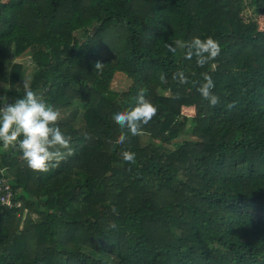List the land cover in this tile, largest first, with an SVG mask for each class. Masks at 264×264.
I'll use <instances>...</instances> for the list:
<instances>
[{"label": "trees", "instance_id": "1", "mask_svg": "<svg viewBox=\"0 0 264 264\" xmlns=\"http://www.w3.org/2000/svg\"><path fill=\"white\" fill-rule=\"evenodd\" d=\"M250 6L0 0V102L22 94L29 56V86L72 149L45 171L0 153L23 203L0 206V264H264V29ZM207 36L221 51L198 66L181 45ZM118 74L127 89L112 88ZM205 75L215 105L197 91ZM140 93L156 113L132 134L111 113Z\"/></svg>", "mask_w": 264, "mask_h": 264}, {"label": "clouds", "instance_id": "2", "mask_svg": "<svg viewBox=\"0 0 264 264\" xmlns=\"http://www.w3.org/2000/svg\"><path fill=\"white\" fill-rule=\"evenodd\" d=\"M181 46L187 48V59L196 57L198 66L214 60L221 51L219 43L211 36L203 39L193 37L190 43ZM169 48L172 52L176 51L171 45ZM101 66L99 62L94 65L96 69ZM176 75L181 82L185 81L182 72ZM213 87L212 79L205 75L204 82L197 88L210 105L218 102V97L211 92ZM22 89V94L12 102H0V151L17 149L28 168L45 171L63 160L66 154L71 153V137L56 123L60 118L58 108L47 103L41 95L32 90L26 79ZM155 113L156 107L140 93L136 97L134 106L116 110L111 113V117L121 127H126L129 132L136 134L139 124L147 123ZM124 139L123 134L117 138L118 142ZM123 158L131 161L134 154L125 152ZM112 227L115 225L113 224Z\"/></svg>", "mask_w": 264, "mask_h": 264}, {"label": "rangeland", "instance_id": "3", "mask_svg": "<svg viewBox=\"0 0 264 264\" xmlns=\"http://www.w3.org/2000/svg\"><path fill=\"white\" fill-rule=\"evenodd\" d=\"M247 2H250V0H247ZM256 7L254 6H250L248 12H245L247 15V20L246 21H256L258 22V25L260 27V29H264V0H256ZM111 57H113V55L109 54ZM21 61L25 62L27 64V73L24 76L27 81L28 84L31 81L30 79H32L33 77V73H34V63L31 61V58L29 56H24L22 57ZM130 80L127 79V77L123 74H118L116 75L113 83H112V88L117 90V91H122L127 89V86L129 84ZM7 85L0 82V95H6L7 93ZM116 108H112V111H116ZM183 113L189 116H192L195 114V107L194 106H184L182 109ZM27 217V210H25V212L22 215V219H21V227L24 225L25 220Z\"/></svg>", "mask_w": 264, "mask_h": 264}, {"label": "built area", "instance_id": "4", "mask_svg": "<svg viewBox=\"0 0 264 264\" xmlns=\"http://www.w3.org/2000/svg\"><path fill=\"white\" fill-rule=\"evenodd\" d=\"M7 99L5 102H10ZM22 201L16 199L13 185L5 169L0 168V206L7 208H22Z\"/></svg>", "mask_w": 264, "mask_h": 264}, {"label": "crops", "instance_id": "5", "mask_svg": "<svg viewBox=\"0 0 264 264\" xmlns=\"http://www.w3.org/2000/svg\"><path fill=\"white\" fill-rule=\"evenodd\" d=\"M187 107H189V106H187ZM11 150H12V148H9L7 150L0 151V153L8 154Z\"/></svg>", "mask_w": 264, "mask_h": 264}]
</instances>
